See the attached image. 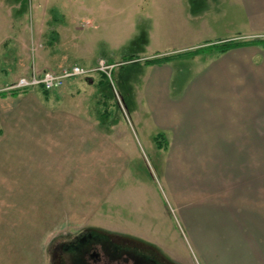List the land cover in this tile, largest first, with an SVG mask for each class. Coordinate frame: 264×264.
Masks as SVG:
<instances>
[{
  "label": "rangeland",
  "instance_id": "1",
  "mask_svg": "<svg viewBox=\"0 0 264 264\" xmlns=\"http://www.w3.org/2000/svg\"><path fill=\"white\" fill-rule=\"evenodd\" d=\"M17 1L25 9L30 0ZM44 1L58 8L60 1L75 0ZM86 2L93 5L98 21L97 48L77 55L82 38L75 39L73 31L78 23H33L28 39L33 71L48 67L36 66L38 51L49 58L48 46L53 50L51 69L75 62L93 66L99 58L112 59L111 81L98 84L97 72L46 91L58 97L79 91L89 113L127 149L129 172L114 189L122 201L114 206V211L120 209L113 219L118 225L89 227L84 236L67 232V240L57 245L52 240L47 264H91L85 250L93 242L109 259L123 255L129 264H264V110L258 108L257 123L243 117L240 123L237 117L220 134L216 114L231 113L237 101L223 109H217L216 102L223 94L232 97L236 87L219 83L216 71L213 78L205 75L208 55L142 64L156 50L147 38V21L141 19L143 0ZM7 14L5 7L3 33L10 24L5 22ZM59 24L64 31L67 28V36L57 41L51 36ZM127 53H137L140 59L122 61ZM7 62L8 56L0 57L2 66ZM10 82L9 74L0 75V84ZM103 95L109 103L106 117L97 115L96 109L101 108ZM241 95L243 103L247 97ZM186 123L184 134L181 128ZM159 132L162 147L153 139Z\"/></svg>",
  "mask_w": 264,
  "mask_h": 264
},
{
  "label": "crops",
  "instance_id": "2",
  "mask_svg": "<svg viewBox=\"0 0 264 264\" xmlns=\"http://www.w3.org/2000/svg\"><path fill=\"white\" fill-rule=\"evenodd\" d=\"M73 3L78 7L72 8ZM89 3L60 1L57 8L49 1L30 0L22 9L20 1L0 0V57H9L6 66L0 64V75L11 77L0 90L36 69L28 40L33 23H78L73 31L75 39L82 38L77 55L97 48L98 21ZM5 7L10 16L5 22L10 24L3 33ZM140 7L153 53L188 49L204 41L264 38V0H143ZM61 25L52 29L51 38L57 41L67 36ZM131 29H136L135 21ZM105 35L109 37L108 31ZM50 47L49 58L37 52V67L51 69ZM209 58L205 75L213 78L216 71L219 83L236 87L232 97L223 94L216 102L217 109H223L237 101L231 113L216 114L217 132L223 134L237 117L240 123L243 118L257 123L258 108L264 110V46L240 45ZM77 92L58 97L30 88L0 96V264H47L52 240L58 244L67 240V232L118 225L113 219L120 209L114 211V206L122 201L114 189L129 172V153L89 113ZM242 93L247 97L243 103ZM240 111L242 116L237 115ZM187 126L181 128L184 134Z\"/></svg>",
  "mask_w": 264,
  "mask_h": 264
},
{
  "label": "trees",
  "instance_id": "3",
  "mask_svg": "<svg viewBox=\"0 0 264 264\" xmlns=\"http://www.w3.org/2000/svg\"><path fill=\"white\" fill-rule=\"evenodd\" d=\"M251 43H257L261 46H264V38L263 39H252V40H240V39H223V40H213V41H204L203 43H200L194 47L173 51V52H167V53H154L152 56L144 57L141 61L142 64L145 65H152V64H163L173 59H179L183 57H193L197 54H206L209 57L217 56L220 53H223L233 47H237L240 45L245 44H251ZM122 61H131V60H139L140 55L137 53H127L123 54L121 57ZM107 62L112 63V59H108ZM100 79L98 80L99 84H102L103 82H108V78L106 75L100 73ZM27 88L25 89H2L0 90V96H6V95H16L20 92H25ZM42 91H46L42 89ZM101 108L98 109V115L99 116H108L109 115V103H108V97L106 95H103V100L101 102ZM163 135L161 132L157 133L154 136V141L158 147H162V143L160 142V138H162ZM90 229L84 228L79 230L78 235H85L86 231ZM57 245V244H56Z\"/></svg>",
  "mask_w": 264,
  "mask_h": 264
},
{
  "label": "built area",
  "instance_id": "4",
  "mask_svg": "<svg viewBox=\"0 0 264 264\" xmlns=\"http://www.w3.org/2000/svg\"><path fill=\"white\" fill-rule=\"evenodd\" d=\"M113 63L107 62L103 58H99L95 65L88 66L79 63L61 66L58 69H46L42 71H32L29 75L19 76L6 88L8 89H30L40 87L44 90L60 87L71 78H81L92 75L93 73H102L111 79V70Z\"/></svg>",
  "mask_w": 264,
  "mask_h": 264
},
{
  "label": "flooded vegetation",
  "instance_id": "5",
  "mask_svg": "<svg viewBox=\"0 0 264 264\" xmlns=\"http://www.w3.org/2000/svg\"><path fill=\"white\" fill-rule=\"evenodd\" d=\"M85 254L91 264H129L130 261L127 256L123 255L113 260L109 259L104 253L99 252L96 242L91 243L87 247Z\"/></svg>",
  "mask_w": 264,
  "mask_h": 264
}]
</instances>
